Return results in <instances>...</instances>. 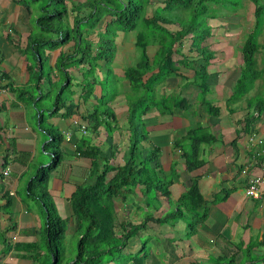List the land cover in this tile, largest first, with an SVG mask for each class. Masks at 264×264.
<instances>
[{
	"label": "trees",
	"instance_id": "obj_1",
	"mask_svg": "<svg viewBox=\"0 0 264 264\" xmlns=\"http://www.w3.org/2000/svg\"><path fill=\"white\" fill-rule=\"evenodd\" d=\"M34 1L39 0H20L26 8L34 4ZM41 1L31 22L30 33L26 37L25 48L30 49L31 52V54L25 53L26 69L31 72V76L34 71V78L38 81L42 76V66L48 63L49 53L58 50L47 72L51 74L54 69L53 71L59 76L58 90L53 97L51 113L62 108L63 101L68 100L74 93L72 89L74 76L67 69H78L81 65H88L85 69L88 71L92 70L91 63L94 66L109 64L114 55L116 32L132 30L135 32L133 46L137 56L131 65L123 68L124 82H120L125 86L123 97L126 107L128 157L116 165L107 163L105 159L101 160L98 156L99 148L90 145L88 137L83 134L74 144V152L89 160L88 176L91 181L88 184L75 183L67 198L73 220L72 233L79 236L74 247V258L68 264H111L112 262L126 264L129 261L134 263L133 260L144 264L148 252L142 246L133 253H126L125 257L121 256V251L136 230H144L150 221L158 222L160 219L150 214L138 223L118 219L112 211L110 201L119 198L124 204L127 195L140 191L145 197L146 207L154 211L158 210L160 205L158 198L162 196L166 201L168 200L167 204L170 206L169 213L165 215L170 219L168 223L172 224L171 222L183 218L185 235H190L196 225L205 219L207 201L199 193L196 175L191 177L190 185L183 194L173 201L170 200L167 186L175 178V172L172 170L173 177L167 180L155 179L153 167H158L156 161L153 162L156 148L147 150V154L143 155L144 159H135L134 153L138 143L145 140L144 126H141L137 116L139 113H144L147 108H155L159 113L164 114L171 113V109L175 106L183 111L190 106L185 98L178 96L179 92L175 95L172 92L170 95H165L167 91L165 81L170 78L183 79L185 80L183 82L192 84L197 89L195 103L203 107L207 116L217 115L218 108L211 104V98L204 97L209 93L208 67L214 58V51L204 42L210 36L211 25L208 20L217 15L233 14L241 7L243 0H161V4L154 7L150 13H146L149 0H83L76 3L72 0ZM247 1L252 6V28L246 32L241 41L238 50L240 60L238 74L231 85L230 94L224 99L227 113L234 112V109H238L244 102V117L237 121L241 124L238 131H235L236 135L248 132L251 122L264 113V51L260 62L255 57L258 53L256 37L264 26V0ZM180 13L183 17L176 23ZM173 24H176V27H170ZM184 41H188L184 46L185 52L182 49ZM150 45H154L151 53L147 51ZM193 52L195 53L193 56H188ZM176 55L179 57L173 58ZM192 63L197 64L194 66ZM186 69L192 71L190 78L184 73ZM87 83L89 87H83ZM78 85L83 105L89 97L94 102L95 99L97 101L91 108L84 109L80 115L84 131L96 132L99 127L108 131L111 126L107 123L115 121L114 113L109 106L114 96L112 95L113 97L108 100L105 95L107 93H104L101 87L99 88L100 85L92 80L85 84L80 82ZM94 86L99 88L98 95L93 93ZM251 90H254V93L247 96ZM157 91L162 94L159 99L154 98ZM46 94L47 92L44 93ZM63 94L65 98H61ZM98 106L103 108L99 110ZM73 110V104L67 105L63 114H71ZM134 121L139 123L135 124ZM139 124L143 128V132L142 128L140 129L141 134L136 127ZM48 136L49 140L43 144L42 149L45 151L48 144L53 145L50 153L51 161L47 165L38 167L37 173L30 177L24 190L25 196L37 199L41 205L43 226H40L36 240H19L14 243L3 241L0 258L13 251L17 257L28 258L30 264L61 263L63 251L58 247V240L63 234L67 219L48 213L46 203L50 198L45 189L48 173L57 165L61 157V152L57 149L61 135L53 130ZM214 139L207 126L201 125L198 121L186 127L175 144L180 147L183 168L187 172L203 165L201 145H209ZM233 140L234 138L231 139ZM146 164L152 167L146 168ZM149 169L152 171V176L146 174L141 178L140 175ZM239 170L238 166L236 172ZM35 187L41 189L40 194H34ZM151 189L153 192L149 196L148 191ZM231 189L233 187L224 189L220 196L212 197L209 203L223 201ZM9 205L10 199L6 198L5 206ZM114 228H119L122 232L117 234ZM263 244L264 234L256 245L257 249ZM251 247H245L238 264L245 263L247 258L245 254H248ZM140 252L142 255H139ZM260 256L263 262L261 264H264V253ZM228 260L233 264L234 256ZM228 260L225 261L226 264H229ZM0 264L16 263L0 262ZM213 264L225 263L220 259Z\"/></svg>",
	"mask_w": 264,
	"mask_h": 264
},
{
	"label": "crops",
	"instance_id": "obj_2",
	"mask_svg": "<svg viewBox=\"0 0 264 264\" xmlns=\"http://www.w3.org/2000/svg\"><path fill=\"white\" fill-rule=\"evenodd\" d=\"M28 9L29 7L23 6L20 0H0V78L3 89L0 93V248L3 241L8 243L19 240L31 241L36 240L39 236L40 224L38 218L33 212L22 210L17 204L15 187L29 167H31L30 171L33 173L26 177L25 187L30 177L37 173V169L41 165L39 160L33 162L35 153L38 152L37 149L43 151L42 146L49 140L48 134H51L53 130L61 135V141L57 147L61 155L64 153L74 154L76 159L67 163L66 167L58 166V169L50 174L52 188L50 191L46 190L49 198L54 197L53 190H55L62 193L63 200L67 201L75 183L88 184L91 181L88 176L89 160L74 152V144L79 140L80 135L86 134L81 129L83 126L80 118L83 113L81 90L78 85L79 82H75L78 69H67L74 76L72 82L74 93L68 100L63 101V107L57 112L51 113L53 105L47 111L38 108L34 104L35 101L49 94L50 87L44 84L41 78L37 81L34 78V71H32L31 76V72L29 73L26 69L27 55L25 53L31 54L30 49L25 48L26 37L30 33L31 22L36 15V13L30 15ZM57 53L58 50L49 53L48 66L52 64ZM53 70L51 72L53 75L51 84L56 86L58 90L59 82L57 80H59V76ZM186 83H188V86L183 84L182 87H178L177 85L175 88L177 92L181 93L182 89L187 91L195 89L192 84ZM230 83L231 88L233 82ZM220 84L221 82H218V85L212 89L220 92L224 87ZM95 88L93 93L98 95L99 88L97 86ZM230 88L227 91L228 93L220 99L221 102L230 94ZM171 90L168 89V92ZM213 90L210 95L212 99H214ZM46 92L47 94L44 95ZM196 96L197 89L193 96L194 101H191L192 105H190L196 113L189 117L184 116L183 111L178 108L171 109V114H173L171 116L175 117V121L170 123L161 120L158 116L159 113L154 108L147 116L151 118V121L147 123L148 118L143 117V124L148 145L157 149V156L155 153L157 168H162L169 175L172 174V170L175 172V178L167 187L170 200H174L183 194L190 185L191 177L196 175L199 193L207 201V214L205 220L197 224L190 235H185L184 223L164 224L165 226L158 223L157 226L150 224L152 234H157V241H151L152 250H148V258L144 260L145 264H148V262L150 264H206L211 262L209 258L212 256L215 257L213 260H216L225 255L234 256V258L237 257V260H241L242 250H245L246 246H252L248 254L253 252L258 255L260 254V248L264 249V244L259 249H257L256 244H252L253 241L258 242L261 240L264 234V216L261 215L264 212V188L258 199L244 197L241 192L243 177L239 171L236 172L238 166L241 169L248 164L249 166L252 165L253 151L256 149L264 151V113L251 122L248 132L236 135L235 131H238L241 124H238L237 121L244 117V111L238 110L227 113L224 103L222 104V110L220 109L221 106L211 103L213 106H217V115L214 117L206 115L202 118L198 105L195 104ZM180 97L189 102L186 95L182 94ZM120 100L124 104L123 97L113 99L109 103L113 112L114 104ZM70 104L74 105L73 112L64 115V108ZM125 108L124 105V117ZM43 117H45V121L49 126L55 125L54 128L45 129L41 126L40 121ZM32 120H34L36 128L31 127L30 122ZM197 121L201 125L207 126L215 139L211 144L202 146L203 165L187 172L183 168L180 147L178 148L175 141L181 138L187 126ZM115 127L111 125L108 132L106 129L99 127L96 132L86 134L89 138V144L99 148V158L107 160V163L111 165H116L112 161L122 152L119 147L115 148L114 143L117 140L119 129L116 131ZM45 135L48 136L47 140L44 138ZM161 135L162 138H160ZM232 138H234L233 141H231ZM107 143H109L108 149ZM104 144L106 146H104L105 152L107 151L105 157L101 154ZM142 144L144 150L146 144L144 142ZM126 153L128 154L127 129ZM151 165L150 167L153 166ZM153 169L156 168L153 167ZM30 171L27 173H30ZM248 172L253 174L255 168L250 166ZM108 174L111 175V173ZM164 180H167V178L164 177ZM233 182L236 183L237 189H231L223 201L209 203V200L218 192L222 193L224 189L232 188ZM132 194L136 200V207H134L135 210L137 209L136 215L138 214L142 218L136 220L133 217L134 212L126 213L127 209L130 210L133 207H128L126 201L123 204L119 198H113L110 205L118 219L133 223L142 222L147 214L154 217L161 207L167 206L168 200L166 201L164 197L160 196L158 198L160 203L158 210L152 211L146 207L145 197L141 195L140 191ZM6 198L10 199L9 206H5ZM5 209H10L12 215ZM129 214L134 215L129 217ZM69 217V230L72 232L73 220L71 215ZM150 223L152 222L150 221ZM114 231L117 234L122 232L119 228H114ZM165 241L168 244H164ZM169 243L171 244V250L169 249ZM234 252H237L238 255L236 256ZM9 253L17 257L13 251H9L0 258V262H11V258L8 257ZM155 253L164 254L166 257L163 260L161 258L157 259ZM20 259L22 258L20 257ZM25 260L30 262L28 258H25ZM244 264L256 263L247 256Z\"/></svg>",
	"mask_w": 264,
	"mask_h": 264
},
{
	"label": "rangeland",
	"instance_id": "obj_3",
	"mask_svg": "<svg viewBox=\"0 0 264 264\" xmlns=\"http://www.w3.org/2000/svg\"><path fill=\"white\" fill-rule=\"evenodd\" d=\"M40 1L41 0L34 1V4L29 6L28 11H29L30 15H33L34 13H36V8L38 7V5H40V3H42V1L41 2ZM72 1L74 3H76V2H81L83 0H72ZM160 4H161V0H149L148 5L146 6V13H150L154 7H156ZM176 13H178V12H176ZM181 17H183V14L180 13L178 15V17L176 18V23L179 22L178 19H180ZM252 20H253L252 19V6L247 0H243L241 7L239 9L235 10L233 14H231L229 16L217 15L215 18L208 20V23L211 25L210 36L204 42L208 45L209 49L214 51V58L211 60V65L208 67V71L210 74L209 78H208V83L210 84L209 96L207 95L204 97H206V98L210 97L211 98L212 96H210V95H211V91L213 90L212 88H215V86L218 85V82H221L220 85H223L224 87L220 90V92H218V90L217 91L213 90V98L214 99L211 98V103H214V105H218L219 107L221 106L220 107L221 110H222V104L224 103V101L221 102L220 99L228 93L227 91L230 88V84H231L230 82H234V79L238 74V65L240 62L238 50H239L241 41L243 39V36L246 34V32H248L252 28ZM173 26L176 27V24L170 25V27H173ZM262 28H263L262 32L259 35H257V37H256L257 45H258L257 46L258 53L255 55V57H256V60L258 62H260V60L263 59L262 51H264V47H263L264 26H262ZM134 33L135 32L133 30L132 31H117L116 35L114 36L115 50H114V55H113L111 62L109 64L103 65V66L102 65L94 66V64L91 63L92 70H88V71L85 70L86 68H88V65H85V66L81 65L78 68L79 70L77 71L78 74L75 78L76 79L75 82H79V83L82 82L83 84H85L86 82H89L92 80L93 82H97L100 85V86L99 85L98 86H99V88L101 87V89L104 93H107L105 95L108 98V100L111 99V97H113V96H114L113 99H121V97H123V95H124L123 90L125 89V86L122 83H120L121 81L124 80L123 76H122V70L124 67L131 65L133 63L135 57L137 56L136 50L134 49V46H133ZM187 42L188 41H184V43H183L182 49L184 50V52H185L184 46L187 45ZM153 48H154V45H150L149 47H147V51H149V53H151L153 51ZM194 54H195L194 52L189 53L188 56H193ZM178 57H179L178 55L173 56V58H178ZM196 64L197 63H195L193 65L195 66ZM107 69L110 71H107ZM48 71H49L48 65L44 64L42 66L41 79L43 80L44 84L49 85V87H50L49 94L47 96L41 98L40 100L34 102V104L38 108L46 109L47 111L52 108V103H53L52 100H53L55 92L57 91V87L54 86L53 84H51L53 75L50 73H47ZM184 73L187 77L190 78L192 71L189 69H186L184 71ZM183 81H185V80L179 79V78L167 79L165 81L166 82L165 87L167 88L165 95H170L171 92L173 95L177 94L178 92L175 89L177 85H178V87H182L183 84L188 86V83L183 82ZM253 86H257V84H253ZM83 87L87 88V87H89V84L87 83ZM94 88H95V86L93 87V89ZM168 89H172V90L170 92H168ZM183 90L184 89H182L181 93L180 92L178 93V96L180 97L182 94L186 95L187 99L189 100L188 104L192 105L191 101H194L193 96L196 92V89H192L190 91L188 90L189 92L187 90H184V91ZM95 92H96V88H95ZM253 93H254V90H251L248 92L247 96H250ZM161 95L162 94L159 93V91H157L156 95L154 94V98L159 99L160 97H162ZM247 96H245V97H247ZM63 97H64V94H63V96H61V98H63ZM96 102H97L96 99L94 102V100L89 97L86 100V103L83 105V110L86 108L87 109L91 108L93 106V103L96 104ZM124 105H125V103L124 104L121 103V100L118 101V103L114 104V112L113 113L116 116L115 121L114 122L110 121L109 123H107L110 126L115 125L116 131L119 128L117 131L118 132L117 140L114 144L116 145L115 148L117 149L119 147L122 150V152H120L118 154V156L115 158V160L112 161V162H115V164L122 163L123 160L126 159V156L128 157V154L126 153V129H125L126 122L124 120L125 117L123 114L124 113ZM243 105H244V102L241 103V105L239 106L238 109H234V111H238V110L243 109ZM102 108H103V106H98L99 110H101ZM177 108L178 107L175 106L172 109H177ZM202 108H203L202 106H198V110L200 111L201 117L204 118V117H206V114L203 112ZM178 109L181 110L180 108H178ZM151 110H154V108H147V109H145L144 113L138 114L137 117L141 121V126H144L143 117H147L150 114ZM196 111H197V109H196ZM241 111H244V109ZM194 113H196V112L192 110V106L186 107V110L183 111V115L184 116L186 115L187 117H189L190 115H192ZM171 115H173V114H171V113H164V114L159 113L158 116L160 117L161 120H163V121L166 120V121L172 123L173 121H175V119H174L175 117L171 116ZM147 118H148L147 123H149L151 121V118H149V117H147ZM33 121L34 120H32V122H30V125L32 128H36ZM134 123L137 124L139 122L134 121ZM40 125L43 126L45 129H50V127L54 128V126H55V125L49 126V124L45 121V117H43V119L40 121ZM102 126H104V125L102 124ZM136 127H137V130L139 131L138 133H140V129L142 128V127H140V124ZM141 131L143 132V128L141 129ZM85 132H86V134L87 133L91 134V132H89L87 130ZM86 134H85V136L88 137ZM164 135H166V134H164ZM136 137L139 138V136L137 134H136ZM44 138H45V140H47L48 136L45 135ZM144 138H145L144 141H140L138 143L137 150L134 153V157L135 156L137 157V158L135 157L136 160L137 159H144L143 155L147 154V150L152 148L150 145H148V139H147L146 135L144 136ZM160 138H162V135L160 136ZM143 142L146 144V147L144 150H143V144H142ZM104 146H105V144L103 145V147L101 149V154L105 157L107 151L105 152ZM106 146L108 149L109 143H107ZM201 146H203V145H201ZM52 147H53V145L48 144L45 151L37 149L38 152L35 153V157L33 159V162H36L39 160L40 165H47L51 161L50 153L52 152ZM156 156H157V153H156ZM154 158L156 159V157H154ZM74 159H76V156H74V154L64 153L61 155L60 160L58 162L59 165L57 164L56 166H54L52 169H50V171L48 173V180L45 183V189L46 190L50 191V189L52 188V177L50 174L55 169H58V166L66 167L67 163H70ZM154 161H156V160H153V162ZM147 167L150 168V164H146V168ZM30 170H31V167L28 168L27 172H29ZM27 172L22 177V179L19 180L17 186L15 187V191H16L15 198L17 200V204L20 206V208L22 210L33 212L37 216L38 223L42 227L44 219L41 215V210H43V209H41L42 208L41 205L39 204L37 199L24 195L25 179L27 176L32 175V173H33L32 171H30V173H27ZM153 172L155 174V179L158 181L164 180V177H166L167 179L173 177L172 176L173 174L169 175L162 168L153 169ZM146 174L152 176V171H150V169L144 171L140 175L141 178L145 177ZM108 175H110V174H108ZM236 186H237L236 183L233 182V188L237 189ZM53 191H54V197H52L49 201H47L46 208H47L48 213H50V215L59 216L61 218L67 219L63 234H62L61 238L58 240V247L61 248L63 251L60 264H68L74 258V247H75V243H76L79 236L77 237L76 234H73L69 230V222H70V217H69L70 206H69V203L67 201L63 200L62 193L56 192L55 190H53ZM33 192L35 195L40 194L41 189L39 187L38 188L35 187ZM152 192H153V189L148 191L149 196L152 194ZM220 195H221V193L218 192L217 196H220ZM125 201H126V204L128 203V207H130V208L133 207V209H130V210L127 209L126 213H128L130 211L135 213V215L129 214V217L134 215L133 217L136 220H138L139 218H142V216L139 217L138 214L136 215L137 209L136 210L134 209V207H136L135 206L136 200L133 197V194L127 195ZM171 201H173V199H171ZM152 204H153V202H152ZM168 205L169 204H167V206L161 207L158 214L156 216H154V218L158 217L160 219L158 222H156V220L152 221V223L149 222V224H147V226H145L144 230H136L135 233L133 234V236L129 237V239L127 240L125 246L123 247V249L121 251V256L123 255V257H125L126 253H128V252L133 253L137 249H140V246H142L144 250H147V252H148V250H152L151 241H153V240L157 241V237H156L157 234H152V227L150 228V224H155V226H157L156 225L157 223L159 225L162 224V226H165L164 224H169L168 222L170 221V219L165 216L170 211L169 210L170 206H168ZM155 207H153V208H155ZM166 207H168V208H166ZM5 210H7L12 215V213L10 212V209H5ZM261 215L264 216V212H262ZM261 215H259V216H261ZM245 217H246V215H245ZM177 222L179 224H183L184 220H183V218H179V219H177L171 223L176 224ZM131 223H133V222H131ZM235 240H236V238H235ZM163 243L168 244L167 241H165ZM257 243L258 242L253 241L252 244L257 245ZM169 245H170L169 249L171 250V244L169 243ZM128 248H129V250H128ZM131 249H132V251H130ZM261 251L264 252V249L261 248L259 251L260 254H258V255L254 254L253 252H250L249 254H245V257L249 256V258H252V260H254V262L256 264H261V263H263L262 259H261L262 256H260L262 253ZM234 253L236 254V256L238 255L237 252H234ZM139 255H142V253L140 252ZM8 257L11 258L12 263L30 264V262H26L25 259H20V257H18V258L14 257V255L12 253H9ZM155 257H157V259L161 258L163 260V259H165L166 256L164 254L159 255V254L155 253ZM230 257H231L230 255H225L224 257L217 258L216 260H213V259H215V257L212 256L209 258V259H211V262L206 263V264L216 263L220 259H221V261H223V263L226 264L225 261L230 259ZM257 258L259 260H257ZM50 261H51V259H50ZM228 261L230 264V260H228ZM133 262L134 263H131L129 261L126 264H139V263H137L138 260H133ZM237 262H238L237 257H235L233 260V264H238ZM111 264H114V262H112ZM148 264H150V262H148Z\"/></svg>",
	"mask_w": 264,
	"mask_h": 264
},
{
	"label": "built area",
	"instance_id": "obj_4",
	"mask_svg": "<svg viewBox=\"0 0 264 264\" xmlns=\"http://www.w3.org/2000/svg\"><path fill=\"white\" fill-rule=\"evenodd\" d=\"M3 91L1 87V78H0V93ZM82 132L84 133V128L82 126ZM253 163L250 165L255 168V172L252 174L248 172L249 164L239 170V173L243 177L241 183L242 195L251 199L260 198L263 188H264V151L256 149L252 152ZM258 160L257 164L256 161ZM5 173V172H4Z\"/></svg>",
	"mask_w": 264,
	"mask_h": 264
}]
</instances>
